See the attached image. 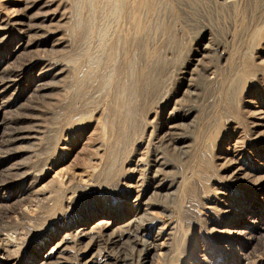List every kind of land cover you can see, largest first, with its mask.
<instances>
[{
    "label": "rangeland",
    "instance_id": "rangeland-1",
    "mask_svg": "<svg viewBox=\"0 0 264 264\" xmlns=\"http://www.w3.org/2000/svg\"><path fill=\"white\" fill-rule=\"evenodd\" d=\"M228 2L0 0V264H264V0Z\"/></svg>",
    "mask_w": 264,
    "mask_h": 264
},
{
    "label": "bare ground",
    "instance_id": "bare-ground-1",
    "mask_svg": "<svg viewBox=\"0 0 264 264\" xmlns=\"http://www.w3.org/2000/svg\"><path fill=\"white\" fill-rule=\"evenodd\" d=\"M228 3H234V0H229ZM196 63H197L196 66H198L199 60H197ZM171 130H172V129H171ZM238 171H239V170H238ZM155 248H156V246H154V245H150V246H149V250H150V249H151V250H154Z\"/></svg>",
    "mask_w": 264,
    "mask_h": 264
}]
</instances>
